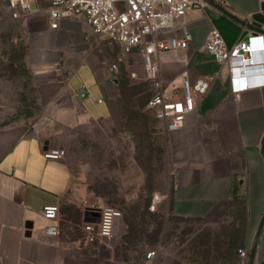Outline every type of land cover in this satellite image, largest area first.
<instances>
[{"label": "crops", "instance_id": "crops-1", "mask_svg": "<svg viewBox=\"0 0 264 264\" xmlns=\"http://www.w3.org/2000/svg\"><path fill=\"white\" fill-rule=\"evenodd\" d=\"M26 1L30 15L0 0V60L12 61L11 53L18 54L31 75L43 117L31 126L6 122L2 115L18 112L13 110L16 104L0 94V264H114L97 255L94 249L100 244H87L83 238L82 226L97 221L104 199L83 185L76 187L66 156L59 161L43 158L47 149H62L73 130L96 129L114 140L112 99L117 83L112 58L98 49L83 18H64L52 30V0ZM203 1L202 12H190L182 21L191 35L187 48L162 54L158 71L169 99L180 97L183 74L192 85L207 77L214 81L204 95L193 97L196 108L184 128L168 135L173 158L170 189L151 204L155 210L163 205L172 218L206 225L237 223L240 208L249 264L264 215V83L235 98L227 68L204 51V42L212 29L228 46L264 37V2ZM261 57L264 53L255 54ZM248 70V83L262 80L254 69ZM116 144L120 164L130 163L125 145ZM48 205L58 207V222L43 218L42 209ZM51 225L58 227L59 235L47 239L42 231ZM258 235L252 263L264 264V223ZM146 264L184 262L163 252Z\"/></svg>", "mask_w": 264, "mask_h": 264}, {"label": "rangeland", "instance_id": "rangeland-1", "mask_svg": "<svg viewBox=\"0 0 264 264\" xmlns=\"http://www.w3.org/2000/svg\"><path fill=\"white\" fill-rule=\"evenodd\" d=\"M98 43V49L107 50L117 67L112 99L114 140L96 129H77L60 145L72 167L76 187L83 185L104 199L103 206L121 213L117 237L108 246L95 247L97 255L114 264H146V253L154 250L158 256L170 252L184 264H240L237 252L246 248L240 208L237 223L226 220L214 225L172 218L163 205L154 212L148 210L155 196H164L170 189L173 158L169 136L145 109L153 88L139 50L122 55L118 46ZM11 55L12 61L0 60V94L16 104L13 110L18 113L1 117L6 122L22 121L31 126L42 119L41 108L29 71L21 65L18 54ZM118 140L125 145L130 163L120 164ZM76 230L69 232L76 236Z\"/></svg>", "mask_w": 264, "mask_h": 264}, {"label": "built area", "instance_id": "built-area-1", "mask_svg": "<svg viewBox=\"0 0 264 264\" xmlns=\"http://www.w3.org/2000/svg\"><path fill=\"white\" fill-rule=\"evenodd\" d=\"M12 9L19 8L25 15L31 14L26 0H6ZM264 2V0H260ZM206 6L203 0H52L48 8L50 29H57L64 18H83L90 26L98 42H106L121 47L126 55L138 49L147 78L152 81L153 94L146 103V109L153 112L155 121L163 133L171 135L184 128L187 116L195 111V94L204 95L213 77L199 80L192 85L185 74L182 75L181 95L168 98L159 74L160 56L168 52L184 50L191 41L190 33L185 29L183 20L190 12H202ZM13 18L18 14L13 13ZM264 37L251 36L228 46L216 29L210 30L204 42V51L217 63L226 67L230 76L231 93L238 98L240 92L263 85L264 59L255 54L264 53ZM256 52V53H255ZM112 72L117 70L111 65ZM244 69H254L262 77L259 83H248ZM63 149H47L43 158L59 161L64 159ZM155 211V204L148 207ZM58 207L44 206L42 216L51 222H58ZM121 213L113 207L99 209L96 222L82 226L87 244L108 246L118 235ZM45 238H56L59 230L56 225L42 231ZM240 264H247L248 252L238 250ZM157 252L146 253V260L152 261Z\"/></svg>", "mask_w": 264, "mask_h": 264}, {"label": "water", "instance_id": "water-1", "mask_svg": "<svg viewBox=\"0 0 264 264\" xmlns=\"http://www.w3.org/2000/svg\"><path fill=\"white\" fill-rule=\"evenodd\" d=\"M248 71L249 70L244 69L245 74H247ZM263 223H264V215H263L261 223H260V225H259V227H258V229L256 231V234H254L255 237H254V241H253V244H252V247H251V252H250L249 261H248L249 264H253L252 262H253L254 253H255V249H256V244H257L258 236H259L258 234H260V230L262 228Z\"/></svg>", "mask_w": 264, "mask_h": 264}]
</instances>
